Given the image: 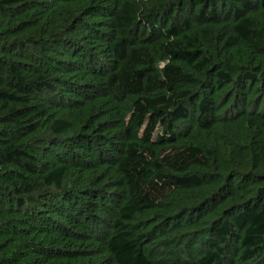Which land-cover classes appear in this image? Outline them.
Instances as JSON below:
<instances>
[{
  "label": "trees",
  "instance_id": "16d2710c",
  "mask_svg": "<svg viewBox=\"0 0 264 264\" xmlns=\"http://www.w3.org/2000/svg\"><path fill=\"white\" fill-rule=\"evenodd\" d=\"M0 264H264V0H0Z\"/></svg>",
  "mask_w": 264,
  "mask_h": 264
}]
</instances>
